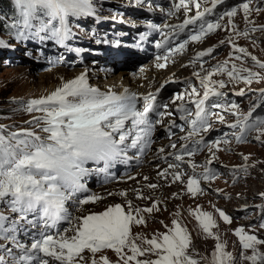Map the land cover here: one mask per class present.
Masks as SVG:
<instances>
[{"label":"snow or ice","instance_id":"6c2138e0","mask_svg":"<svg viewBox=\"0 0 264 264\" xmlns=\"http://www.w3.org/2000/svg\"><path fill=\"white\" fill-rule=\"evenodd\" d=\"M21 6L22 21L16 25L15 36L18 40L39 39L41 43L46 40H52L56 44L72 49L67 41L73 39L70 18L81 16H92L95 14L93 0H16ZM210 3L211 6H207ZM225 0H179L173 2L166 15L172 16L175 11L181 8L185 12L190 11V5L197 9L195 16L186 18L178 25L164 24L157 26L150 24L149 28L153 31L162 33V40L157 42L155 47L166 49L164 55L156 56L157 67L164 68L165 63L171 55L182 52L189 41H200L207 34L214 32L222 27L221 21L225 16L234 17L238 11L237 7H231L229 10L216 13L214 20L208 17L214 14L218 5L224 4ZM136 6L144 7L147 5L149 11H154L149 0H135ZM251 0H246L240 4L239 8L245 13L247 18L252 9ZM161 11H165L161 9ZM259 11V9H256ZM42 13L47 19L38 16ZM38 21V27L33 30V21ZM189 26L193 28L187 32V39L175 47L172 44L170 36L179 37ZM234 27V26H233ZM168 28L172 31L164 33L163 29ZM262 30L264 28L252 31ZM43 32L44 35H40ZM148 34H145V39ZM248 36V31L242 33ZM229 42L231 39L229 38ZM223 43V41L221 42ZM8 43L0 39V49L9 47ZM239 53L248 55L246 49L235 48ZM213 49L198 54V58L210 55ZM241 57H237L240 59ZM255 65L264 69V63L259 62L256 57H252ZM227 62L224 65H218L215 69L208 71L206 75L200 73L194 75L200 80V87L203 88V96L196 86L189 84L190 91L186 89L182 93L175 94L172 98L173 104L177 100L184 101L185 96L189 97L191 103L195 105V118L189 119L193 115L191 109L186 103H181L176 107V111L181 113L180 119L187 120L191 125V130L186 137L182 139L191 140L194 135L208 133L212 130V124L209 122L205 104L210 96H220V93L212 84L211 77L214 73L224 71ZM203 68V65H201ZM247 72L246 76H240V72ZM230 79L243 80L245 83H251L253 79H260L259 73L248 69H238L232 65L231 70L227 71ZM167 83V81H165ZM219 88H224L223 81L216 82ZM164 84L160 86L162 89ZM156 93H149L145 96H139L136 92L124 89L121 93L111 90L101 92L92 87L87 80L85 73L65 82L54 92L46 97L32 99L26 104V111L40 112L42 115L33 118L31 123L41 124V131L47 133V138L42 139L35 132L23 130L20 132H10L5 136L3 126H0V201L10 197V210L20 213V219L26 220L29 212H38V220L32 221V226L37 223L42 225V230L38 236L33 239L30 246L21 244L16 239V230L18 221H11L10 226L6 227L9 218L0 214V240L10 241L20 249L19 256H12L9 249L0 245V250L12 256L13 264H49V259L56 264H82L84 261L83 252L89 251L94 255L102 249H112L118 255L122 253L125 247H129L132 255L124 259V264L129 261H136V264H199V261L193 259L187 254L190 246V237L187 231L182 228L177 221H173L174 229H170L171 234H163L162 242L156 238L147 240L150 246L148 249H140L129 240L130 225L144 223L143 217L133 215L131 202L129 201V211L126 213L121 205L110 206L102 213L89 214L83 217L69 218L66 202L75 192L84 190V185L80 183V178L87 174L89 169L84 167L85 162L95 161L103 162L104 167L95 171L107 172L108 168L118 159H125L129 149H138L141 153L151 144V136L157 124L162 123V119L153 120L151 117L156 114L159 117L165 115L172 116V112H158L159 108H168V104L157 103ZM238 95H244L241 90ZM200 97V98H196ZM262 103H264V90H261ZM142 102V106L141 105ZM212 108H223L219 103H213ZM237 105H229L228 108L236 109ZM259 105H253L252 109L240 118L239 112H233L237 121L229 127L240 126L245 132L255 130L259 133L256 139L264 135V119L257 123L248 124V119L252 112ZM220 122H223V116L216 113ZM244 134L236 137L237 142L244 140ZM228 143L227 140L218 138L211 145H207L209 150L213 146L218 148L219 144ZM196 145L204 143L203 136L194 141ZM176 148L173 143L170 145ZM163 152V149L160 150ZM197 149H189L183 145L180 152L191 157ZM174 155L177 162L184 161V155L179 153H170ZM214 155V154H213ZM247 159V157H245ZM211 163V160L208 161ZM180 164H169V168H179ZM195 169L197 165L191 164ZM167 170L161 172V176H167ZM182 173L173 172V180H179ZM203 179L209 181L214 178V173L205 168ZM147 179V177H145ZM151 188L157 185H149ZM188 192L193 196L201 193L199 181L195 178L189 179L187 183ZM126 195V193H121ZM98 197L89 196L86 199L78 201L79 204H88L97 200ZM156 205L146 209H136V213L141 211L151 213ZM219 216L225 221L230 222V218L222 210L217 209ZM203 231L209 233L214 226L212 215L207 212H198L196 215ZM67 220L71 227L63 231H57L55 236L48 232V229L54 228L60 221ZM264 227V224L261 225ZM71 231L73 235L68 236ZM235 234L240 238L242 249H252L253 256L245 257L252 260L255 264L258 254L255 245L262 243L254 235L243 234V229H237ZM218 239V238H217ZM224 245L217 243L216 249L212 255L210 264H229L232 257L229 253L223 251ZM146 252H152L158 255L154 261H138L137 256H142ZM79 258V260H78ZM102 264H110L107 257H101ZM0 264H7L4 255H0ZM91 264H99L94 258Z\"/></svg>","mask_w":264,"mask_h":264},{"label":"rangeland","instance_id":"374dc122","mask_svg":"<svg viewBox=\"0 0 264 264\" xmlns=\"http://www.w3.org/2000/svg\"><path fill=\"white\" fill-rule=\"evenodd\" d=\"M120 1L126 2L128 0H120ZM98 2H100V1H98ZM96 6L98 9H102L101 14L102 13L108 14V13H110V9L112 7L118 6V5H108L106 3H103V5H101L99 3ZM98 9H96V10H98ZM19 10H20V14H21V11H22L21 6H19ZM114 12L118 13L119 9L116 8L114 10ZM258 13H264V11L258 12ZM255 17H258V16L255 15ZM44 19L46 20L47 17H44ZM70 20L72 22V18H70ZM263 20H264V18L257 19L255 21V23L256 24L260 23V22L264 23ZM11 21H15V20L11 19V17H8L7 22H9V23H7L5 25V31L14 36L16 31H17L16 25L21 23V19L19 18L14 23H12ZM32 23L35 27L36 20H34ZM34 27H33L32 31H34ZM73 34H74L73 41L75 42V44L72 45L73 47L83 49L86 51L98 53L99 48L91 49L87 45V43H85V41H92V37H91L89 30L87 28L82 27L79 30H76V32H73ZM78 35H80V36H78ZM254 37L255 36L253 35V38ZM0 39L6 41L8 43V45H10L9 47H5L2 50V52L0 53V112L1 111L4 112V113H2V115H0V123H1L0 126H3V128L5 129L3 134L5 136H7L10 132H20L23 130H28V131L35 132L42 139L46 140L45 135L44 134L41 135V133H43L41 131L42 126L40 124L31 123V121H33L34 117L40 116L42 113H40V112H31L30 113V112L26 111V106L24 107L23 105L16 104V102H18L22 99L30 101L32 99L47 96L46 91L50 85L48 80L51 79V77L48 75V79L40 80L39 77L41 75H43L44 73L39 74L37 72V69L39 70L40 67H42L43 65L46 64L45 62H42V60L44 57H45V59L50 58V52H47L44 54H39V55L27 54L24 51L25 45H26V43H30V41L33 39L18 40L16 38V36L12 37L10 35H5V34L1 33V31H0ZM20 46H23V48H20ZM255 49H256V47H255ZM58 56L60 57L62 55H58ZM76 58L77 57H74L72 61L75 63V68L77 70L66 69V68H65L66 70L63 68H58V69H63L64 73H68V74L69 73L77 74L79 71L86 70L88 68L89 62L91 60L85 59V64H81V63H79L78 60L75 61ZM53 59H54V56H53ZM18 60L24 61L26 64L19 65V63L17 62ZM12 63H13V65L10 66ZM20 63H22V62H20ZM70 67L73 68L72 66H70ZM53 71H56V70H53ZM69 71H72V72H69ZM51 72L52 71H50V73ZM96 76H97V79H95V80H97L98 84H100L101 78H100V76L98 78L97 74H96ZM116 76H117V79L114 80L115 82H118V80H121L118 78V77H120L118 75V73ZM110 77L111 76H109L108 78H110ZM74 78H76V77H74ZM74 78H72V79H74ZM52 83L54 85L53 90H56L58 87H60V83L58 82V79L55 82L52 81ZM64 83H62V85ZM105 83H107V81L103 82L101 80V84H105ZM26 104L27 103H24V105H26ZM4 110H6V111H4ZM262 182L264 184L263 180H262ZM262 182L256 181L251 185L250 184L247 185V187L251 186V189L247 188L248 189L247 194L249 195L250 201L255 203V202L260 200V197L264 192V188H261ZM10 199H11L10 197L4 199L6 201L7 206L2 205L3 208H2V211H0V213L4 216H6V213L9 214L10 212H12L10 210V204H9ZM12 213H15V212H12ZM5 226L9 227L10 222L6 223ZM146 241L147 240H144L142 242L137 243L136 244L137 247H139L142 250L148 249L150 246L146 243ZM5 242L9 243V245L12 243L10 241L0 240V245L4 244ZM189 248H190V246H189ZM189 248L187 249V251L189 250ZM255 250H256V253L258 254L256 264H264V245H256ZM143 256H144V258H141V261H142V259H143V261H154L158 258V255L154 254L152 252H146L142 256H137V258L143 257ZM245 257H249V254L248 253L244 254V260H243L242 264H250L249 263L250 259H246ZM133 263H135V261L131 262V264H133Z\"/></svg>","mask_w":264,"mask_h":264},{"label":"clouds","instance_id":"9594fccd","mask_svg":"<svg viewBox=\"0 0 264 264\" xmlns=\"http://www.w3.org/2000/svg\"><path fill=\"white\" fill-rule=\"evenodd\" d=\"M264 25V24H263ZM262 25V26H263ZM263 27H258L261 29ZM262 31V30H260ZM222 40L214 43L215 51L221 52L227 46V39L222 35ZM223 43H219L222 42ZM261 49L254 50L253 46L247 45L244 49L252 50L256 54V59H261L264 63V36L259 39ZM212 43V44H213ZM243 53L237 52V57H241ZM251 64L255 65L254 61H251ZM264 69L259 72V75L263 74ZM261 89L259 90L257 96L254 97L251 104L248 106H240L246 114L252 109L253 105H259L252 112V116L248 119V124L257 123L258 120L264 119V103H262L261 90H264V82L260 84ZM244 96V95H242ZM244 134V140L238 144L236 149H233L229 152L228 165L234 167L232 173L227 177L226 183L228 186L227 193L224 194V197L231 198L232 202L230 204V209H226V213L230 216L229 218L234 221L236 220L239 224L235 225L237 229H243V234L254 235L262 243L256 245H264V227H261L264 224V192L260 197V200L257 202H252L249 199L248 189H251V186L248 184H253L256 181H264V135L260 136V140H257L256 137L259 133L255 130L251 131H241V134ZM247 157V159H245ZM248 188V189H247ZM261 188H264L262 182ZM226 232L228 236L225 239V244L228 245V249H223L224 252L229 253L232 257V260L229 264H242L244 260V254L248 253L249 257L253 256L252 249H242L240 238L235 234L236 231L231 232L228 227ZM216 243L214 240L209 239L204 241L197 250L195 255L199 261V264H210L212 260V255L216 249ZM255 245V246H256ZM215 247V248H214ZM250 264H253L252 260H249ZM257 263V260L255 264Z\"/></svg>","mask_w":264,"mask_h":264},{"label":"bare ground","instance_id":"6f19581e","mask_svg":"<svg viewBox=\"0 0 264 264\" xmlns=\"http://www.w3.org/2000/svg\"><path fill=\"white\" fill-rule=\"evenodd\" d=\"M259 12H263L262 10L261 11H259ZM135 16H140L139 14H135ZM137 21H140V20H138V19H136V18H134V20H133V22H137ZM264 23H262V22H260V23H254L253 24V26H252V28H258V27H260V26H262ZM250 52V54H252L253 53V51L252 50H250L249 51ZM124 59H127L128 58V56H126V52L124 53V55H121ZM126 56V57H125ZM70 66H72V63H65V62H63V63H60V64H58L56 67H54L51 71V73L49 72L48 74H43V75H41L39 78H40V80H45V79H48V75L51 77V79H49L48 80V82L50 83V85H49V87H48V89H47V91H46V93H47V96L49 95V94H51L52 92H54L55 90H53V87H54V85H53V83H52V81H56L57 79H58V82L60 83V86L62 85V83H64V82H67V81H70L72 78H74V77H77V76H80L82 73H85L86 74V76H87V80H88V83L89 84H91V85H93V86H96L97 87V89H99L101 92H104L105 91V88H110V82L108 81L109 79H117V74H109V75H103V76H101V73L100 74H98L97 73V71H96V67L98 66V64H93V65H90L89 66V68L86 70V72H84L85 70H82V71H79L77 74H73V73H64V70L63 69H72V70H77V69H75V68H71ZM70 67V68H69ZM73 67V66H72ZM58 68H63V69H58ZM65 69V70H66ZM53 70H56V71H53ZM170 70V69H169ZM69 72H72V71H69ZM39 73V72H38ZM98 75V78H99V76H100V78H101V80L103 81V82H106L107 81V83H105V84H101V80H100V84H98V82H97V80H95V79H97V76H96V74ZM119 74V76L120 77H118L119 79L121 78V76H126L127 75V73H125V72H122V71H120V72H118ZM40 74V73H39ZM145 74V73H144ZM109 76H111L110 78H108ZM119 82V81H118ZM128 83H130V82H128ZM116 86V88H118V89H120L118 92H116V91H113V90H111V91H113V92H116V93H121L124 89L122 88V87H124L125 85L124 84H121L120 86H118L117 84L115 85ZM151 86H153V84L151 85ZM104 90V91H102V90ZM105 92H107V91H105ZM87 167H94V166H92L91 164H88L87 165ZM99 174H100V172H98ZM101 175V174H100Z\"/></svg>","mask_w":264,"mask_h":264},{"label":"trees","instance_id":"16d2710c","mask_svg":"<svg viewBox=\"0 0 264 264\" xmlns=\"http://www.w3.org/2000/svg\"><path fill=\"white\" fill-rule=\"evenodd\" d=\"M13 0H0V26H3L4 22L6 21L7 17H12L11 13V4ZM6 111V110H4ZM4 112H0V115H2Z\"/></svg>","mask_w":264,"mask_h":264}]
</instances>
